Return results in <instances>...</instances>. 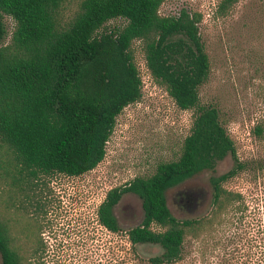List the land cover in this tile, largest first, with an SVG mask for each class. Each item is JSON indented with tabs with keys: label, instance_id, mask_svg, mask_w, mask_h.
I'll return each instance as SVG.
<instances>
[{
	"label": "trees",
	"instance_id": "trees-1",
	"mask_svg": "<svg viewBox=\"0 0 264 264\" xmlns=\"http://www.w3.org/2000/svg\"><path fill=\"white\" fill-rule=\"evenodd\" d=\"M163 1L0 0V39L2 15L13 21L9 40L0 43V204L24 213L21 221L0 215V264H62L61 251L50 252L40 236L42 205L28 199L43 177L77 176L102 160L116 116L141 95L135 40L151 78L191 117L174 159L110 188L97 206L98 224L114 234L113 264H179L186 237H203L242 213L243 195L222 183L252 164L237 158L217 107L199 100L209 67L201 14L161 15ZM232 1L221 0L217 12ZM112 19L123 22L105 28ZM253 130L260 132L257 125ZM226 156L231 167L208 178V213L175 218L165 191ZM124 193L136 195L142 210L140 222L127 229L114 214ZM32 206L37 210L27 212ZM140 243L161 251L143 258Z\"/></svg>",
	"mask_w": 264,
	"mask_h": 264
},
{
	"label": "rangeland",
	"instance_id": "rangeland-1",
	"mask_svg": "<svg viewBox=\"0 0 264 264\" xmlns=\"http://www.w3.org/2000/svg\"><path fill=\"white\" fill-rule=\"evenodd\" d=\"M220 1L164 0L158 9L161 15H174L181 9L201 14L197 26L209 67L198 89L199 100L217 107L237 158L252 164L222 183L241 192L242 213L203 237H186L179 264H264V0H233L217 12ZM122 22L112 19L104 27ZM1 25L0 43L5 44L13 21L2 15ZM131 49L141 95L116 116L102 160L77 176L43 177L28 199L42 205L41 211L34 206L26 211H39L40 236L50 252L61 251L62 264H113L114 234L98 224L97 206L110 188L151 173L158 162L174 159L189 128L191 111L179 109L151 78L137 40ZM255 125L259 133L253 130ZM231 165L226 156L213 169L168 188L165 198L171 214L180 220L206 215L211 205L208 178ZM184 192L189 196L186 200ZM114 214L121 229L137 225L142 217L140 199L132 193L122 194ZM0 215L21 221L24 213L0 204ZM160 251L157 244L136 245L143 258Z\"/></svg>",
	"mask_w": 264,
	"mask_h": 264
},
{
	"label": "water",
	"instance_id": "water-1",
	"mask_svg": "<svg viewBox=\"0 0 264 264\" xmlns=\"http://www.w3.org/2000/svg\"><path fill=\"white\" fill-rule=\"evenodd\" d=\"M141 206V205H140Z\"/></svg>",
	"mask_w": 264,
	"mask_h": 264
}]
</instances>
